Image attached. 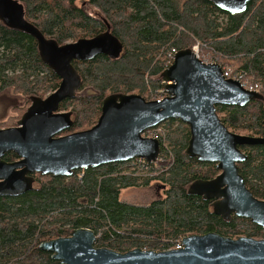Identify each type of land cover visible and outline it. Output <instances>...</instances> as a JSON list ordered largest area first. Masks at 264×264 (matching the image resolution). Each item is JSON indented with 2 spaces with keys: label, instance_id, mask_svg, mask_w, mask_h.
Masks as SVG:
<instances>
[{
  "label": "trees",
  "instance_id": "1",
  "mask_svg": "<svg viewBox=\"0 0 264 264\" xmlns=\"http://www.w3.org/2000/svg\"><path fill=\"white\" fill-rule=\"evenodd\" d=\"M13 1L23 8L29 26L59 46L93 39L108 26L123 46L119 59L99 55L73 61L83 84L76 97L60 105V112L72 113L73 126L59 136L96 125L110 95L137 94L151 100V91L166 89L161 76L170 67L168 54L192 50L196 44L203 55L260 84L264 95V0H249L238 15L210 0H89L93 13L79 6V0ZM38 46L32 33L0 20V98L11 92L26 100L20 106L15 98L16 116L1 121L0 129L17 126L32 104L30 98L44 99L61 83L41 59ZM217 113L229 131L264 137L262 102L218 105ZM159 127L165 129L159 138L161 156L146 172H131L130 161L77 170L70 178L35 174L32 190L0 196V264H61L39 246L81 228L96 233V247L120 253L169 251L185 237L209 233L264 240V228L235 215L227 221L214 213L213 201L188 192L192 183L216 178L217 164L186 154L191 131L180 120ZM240 150L248 157L238 164L240 174L252 194L264 200V146ZM18 159L13 152L4 156L7 162ZM153 183L167 188L164 198L145 206L121 200L124 190Z\"/></svg>",
  "mask_w": 264,
  "mask_h": 264
},
{
  "label": "water",
  "instance_id": "2",
  "mask_svg": "<svg viewBox=\"0 0 264 264\" xmlns=\"http://www.w3.org/2000/svg\"><path fill=\"white\" fill-rule=\"evenodd\" d=\"M210 1L231 15L244 13L249 2ZM24 16L16 1L0 0V20L35 36L41 59L61 83L44 99L30 98L32 104L17 126L0 129V196H19L32 190L35 174L70 178L77 170L139 158L156 163L161 156V143L144 138L143 133L169 120H180L191 131L186 154L216 163L220 171L213 180L192 183L188 192L213 201L214 213L227 221L235 215L264 228V200L252 194L238 167L248 159L240 146H264V137L229 131L217 113L218 105L244 107L253 101L262 102L264 111L263 94L226 79L221 65H207L190 49L183 50L161 76L168 83L169 94L162 102L137 94L110 95L103 102L96 125L59 136L73 126L72 113L60 112V105L76 97L83 84L73 61H91L99 55L119 59L123 46L109 26L93 39L59 46L29 26ZM9 152L19 159L5 161ZM97 241L94 231L81 228L73 230L69 237L41 243L39 249L51 253L61 264H264V240L248 237L233 239L209 233L185 237L180 250L157 252L139 248L127 253L98 248Z\"/></svg>",
  "mask_w": 264,
  "mask_h": 264
},
{
  "label": "built area",
  "instance_id": "3",
  "mask_svg": "<svg viewBox=\"0 0 264 264\" xmlns=\"http://www.w3.org/2000/svg\"><path fill=\"white\" fill-rule=\"evenodd\" d=\"M192 52L195 55V57H197L198 59H200L201 61H203V63H205L207 65L220 64L217 59H213L210 56L203 55L200 51L199 44H196L192 47ZM177 53H178V51L173 50L170 57H168L170 66L173 64L175 56ZM223 76L226 79H233V80L239 81L241 83L242 87L245 88L246 90H249L252 92H260V90H261L260 84H254L252 82H249L248 80H246L245 73H243V72L239 73L238 71H234L231 67H223ZM166 83L167 82L163 81V84H166ZM168 96H169V94L167 92V89H162V90L160 89V90H156V91H151V97H152L151 99L153 101L162 102ZM164 132H165V129L163 127H159L158 129L153 128V129H149V130L145 131L143 133V137L149 138V139L159 140L160 136ZM133 161L134 162L132 163L131 172H133V171L146 172L150 168V165H151L150 163H148L144 159H135ZM176 245L178 247L176 246V248H174L175 250H180V249H183V247H184L182 240H180ZM174 249H172V250H174Z\"/></svg>",
  "mask_w": 264,
  "mask_h": 264
},
{
  "label": "rangeland",
  "instance_id": "4",
  "mask_svg": "<svg viewBox=\"0 0 264 264\" xmlns=\"http://www.w3.org/2000/svg\"><path fill=\"white\" fill-rule=\"evenodd\" d=\"M78 4L79 6L83 7L87 13H93V8L89 4V0H79ZM231 68L234 71H238L235 69V67ZM238 72L240 73V71ZM246 80L254 84H258L253 82V80L249 78H246ZM86 93L90 94L91 92ZM15 98L17 99L16 104L18 103L20 106H23L26 102L24 97H14L11 92L6 96L0 98V122L5 121L8 117L16 116V113L12 110V108L14 107ZM166 189L167 188H165L160 183H153L150 187L147 188L127 189L122 192L121 200L127 204L145 206L153 201L159 200L160 198H164Z\"/></svg>",
  "mask_w": 264,
  "mask_h": 264
},
{
  "label": "bare ground",
  "instance_id": "5",
  "mask_svg": "<svg viewBox=\"0 0 264 264\" xmlns=\"http://www.w3.org/2000/svg\"><path fill=\"white\" fill-rule=\"evenodd\" d=\"M175 51H176V50H175ZM170 55H171V53L168 54V57H170ZM176 246H177V245H176ZM176 246H175V248H176ZM177 247H178V246H177Z\"/></svg>",
  "mask_w": 264,
  "mask_h": 264
}]
</instances>
